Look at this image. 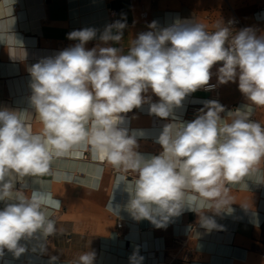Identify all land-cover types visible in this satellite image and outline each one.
<instances>
[{
    "label": "clouds",
    "instance_id": "1",
    "mask_svg": "<svg viewBox=\"0 0 264 264\" xmlns=\"http://www.w3.org/2000/svg\"><path fill=\"white\" fill-rule=\"evenodd\" d=\"M13 23L0 19V34L11 32ZM233 23L221 20L209 30L194 19L163 28L152 21L125 53L115 46L127 26L122 18L103 31H71L67 38L77 41L74 45L27 68L31 111L0 107V258L6 250L16 259L29 250L48 255L46 241L60 229L48 215L45 194H25L28 181L51 175L55 160L81 155V148L117 172L135 173L125 188L124 208L137 221L164 228L193 201L206 202L216 214L232 204L227 185L241 183L264 162V124L247 110L264 108V34L252 27L235 30ZM93 40L108 46L86 48ZM9 55L17 59L12 50ZM213 76L216 84L210 83ZM230 82L250 102L228 111L230 122L215 99L203 101L193 120L176 121L175 110L191 94ZM144 105L149 116L171 118L155 137L157 155L141 153L144 132L130 128L136 116L128 114ZM33 116L42 125L39 131ZM196 212L201 227H220L214 217ZM143 259L134 250L129 264ZM95 260L89 249L63 262L49 255L48 264Z\"/></svg>",
    "mask_w": 264,
    "mask_h": 264
},
{
    "label": "crops",
    "instance_id": "2",
    "mask_svg": "<svg viewBox=\"0 0 264 264\" xmlns=\"http://www.w3.org/2000/svg\"><path fill=\"white\" fill-rule=\"evenodd\" d=\"M234 16L264 31V22H254L264 18V0H0V19L14 22L11 32L0 34V107L31 111L27 68L74 45L77 41L67 38L73 30L93 27L103 31L106 25L124 18V36L115 46L127 53L132 39L150 30L152 21L163 28L177 20L194 19L211 30L216 22ZM97 43L108 46L93 40L86 48ZM9 50L17 59L10 57ZM210 83H217L215 76ZM189 99L219 100L226 107L221 114L225 122L231 120L228 111L250 104L231 82L217 86L214 92L198 90ZM143 108L128 114L136 116L130 128L144 132L138 150L157 155L160 146L155 137L171 118L149 116ZM247 110L252 119L264 124V108L251 106ZM175 115L181 113L176 110ZM193 119L187 115L176 121ZM32 123L34 131L41 129L38 117L33 116ZM134 178L135 173H120L94 160L90 151L83 158L55 160L51 175L29 178L25 194L33 190L45 194L48 215L60 229L46 241L48 255L41 256L59 255L63 262L90 249L96 253L95 264H129L135 250L144 258L142 264H264V162L241 183L227 185L232 204L219 214L211 212L214 209L206 202H192L193 209L214 217L220 226L211 231L201 227L198 213L189 207L164 228L127 216L125 188Z\"/></svg>",
    "mask_w": 264,
    "mask_h": 264
},
{
    "label": "bare ground",
    "instance_id": "3",
    "mask_svg": "<svg viewBox=\"0 0 264 264\" xmlns=\"http://www.w3.org/2000/svg\"><path fill=\"white\" fill-rule=\"evenodd\" d=\"M194 105L203 106L202 102H200V101H197V100L192 101L191 99L185 100L184 107L176 109L183 116H181V115L176 116L175 115V117L178 119L185 120L188 108L190 106H194ZM143 109L147 111V106H144ZM79 151H80V153H82L81 155H73V156H75L77 158H83L85 155V152L90 151V150H88L86 148H81ZM127 200H128V197L126 195V197H124L123 203L126 204ZM123 213H125V212H123ZM127 216H129V213ZM99 244H100V242H99ZM99 247H100V245H99ZM103 247L111 249L110 246L103 245ZM48 260L49 259L47 257L41 256L39 254H35V253L31 252L30 250L26 254L22 255L19 259H16L11 255V253H8L6 250L5 255L2 258H0V264H48Z\"/></svg>",
    "mask_w": 264,
    "mask_h": 264
},
{
    "label": "built area",
    "instance_id": "4",
    "mask_svg": "<svg viewBox=\"0 0 264 264\" xmlns=\"http://www.w3.org/2000/svg\"><path fill=\"white\" fill-rule=\"evenodd\" d=\"M229 20H233V21H234L232 27H233L235 30H239V29H242V28H245V27H252V28H255V29L258 31V34H264V31H261V32H260V30H258L257 27L252 26V25L249 26V25L245 24V23H244L239 17H237V16H234V17H232V18L226 20L224 23H227ZM254 22H255V23H261V22H264V18H255V21H254ZM215 90H216V88H215L214 90H212V91H209V92H214ZM200 107H202V106H200V105L190 106V107L188 108V111H187L186 116L188 115V116H190V117H192V118H195L196 110L199 109Z\"/></svg>",
    "mask_w": 264,
    "mask_h": 264
}]
</instances>
